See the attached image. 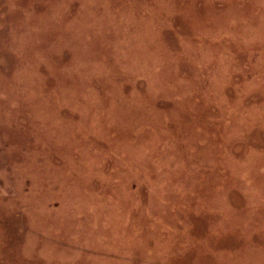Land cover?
<instances>
[{
	"label": "rangeland",
	"instance_id": "1",
	"mask_svg": "<svg viewBox=\"0 0 264 264\" xmlns=\"http://www.w3.org/2000/svg\"><path fill=\"white\" fill-rule=\"evenodd\" d=\"M0 264H264V0H0Z\"/></svg>",
	"mask_w": 264,
	"mask_h": 264
}]
</instances>
